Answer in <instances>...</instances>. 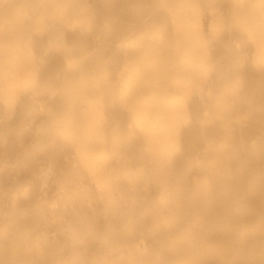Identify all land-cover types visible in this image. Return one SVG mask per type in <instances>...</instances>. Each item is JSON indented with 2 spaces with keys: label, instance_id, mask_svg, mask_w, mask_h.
Listing matches in <instances>:
<instances>
[{
  "label": "bare ground",
  "instance_id": "1",
  "mask_svg": "<svg viewBox=\"0 0 264 264\" xmlns=\"http://www.w3.org/2000/svg\"><path fill=\"white\" fill-rule=\"evenodd\" d=\"M0 264H264V0H0Z\"/></svg>",
  "mask_w": 264,
  "mask_h": 264
}]
</instances>
